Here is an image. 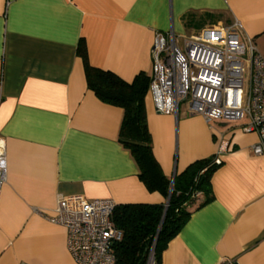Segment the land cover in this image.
I'll return each instance as SVG.
<instances>
[{
  "label": "crops",
  "instance_id": "0c3cea01",
  "mask_svg": "<svg viewBox=\"0 0 264 264\" xmlns=\"http://www.w3.org/2000/svg\"><path fill=\"white\" fill-rule=\"evenodd\" d=\"M239 19L264 56V0H0V264H77L52 214L81 194L120 203L166 204L149 191L120 140L123 109L88 87L87 63L126 82L152 69L156 32L178 35ZM153 155L172 182L197 159L219 157L212 197L198 193L158 264H264V154L239 122H206L180 103L155 112L145 96Z\"/></svg>",
  "mask_w": 264,
  "mask_h": 264
},
{
  "label": "built area",
  "instance_id": "2783aa9c",
  "mask_svg": "<svg viewBox=\"0 0 264 264\" xmlns=\"http://www.w3.org/2000/svg\"><path fill=\"white\" fill-rule=\"evenodd\" d=\"M151 54L147 92L155 112L177 116L184 102L206 122L244 120L243 131L259 137L253 153L264 154V56L239 19L190 34L178 35L172 28L156 32ZM213 162L221 160L217 156ZM6 177L0 139V192ZM115 206L110 198L74 194L59 198L52 214L42 215L65 229L66 247L77 264H115L112 245L122 239L112 219ZM146 264H156L153 247Z\"/></svg>",
  "mask_w": 264,
  "mask_h": 264
},
{
  "label": "trees",
  "instance_id": "16d2710c",
  "mask_svg": "<svg viewBox=\"0 0 264 264\" xmlns=\"http://www.w3.org/2000/svg\"><path fill=\"white\" fill-rule=\"evenodd\" d=\"M78 53L85 60L88 87L102 101L123 109L120 140L130 151L140 179L149 191H159L167 198L166 204H116L112 219L122 231V239L112 245L115 264H146L151 247L158 264L162 251L190 216L186 206L198 193L204 195L203 203L211 199L210 178L218 165L213 156L194 160L171 182L152 152L145 112L149 76L140 72L126 82L111 71L90 66L81 43Z\"/></svg>",
  "mask_w": 264,
  "mask_h": 264
},
{
  "label": "rangeland",
  "instance_id": "374dc122",
  "mask_svg": "<svg viewBox=\"0 0 264 264\" xmlns=\"http://www.w3.org/2000/svg\"><path fill=\"white\" fill-rule=\"evenodd\" d=\"M181 41V40H180ZM214 121V120H213ZM217 121H222V120H217Z\"/></svg>",
  "mask_w": 264,
  "mask_h": 264
}]
</instances>
